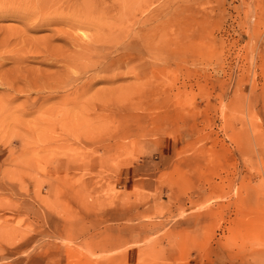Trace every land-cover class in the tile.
Returning a JSON list of instances; mask_svg holds the SVG:
<instances>
[{"label":"rangeland","instance_id":"rangeland-1","mask_svg":"<svg viewBox=\"0 0 264 264\" xmlns=\"http://www.w3.org/2000/svg\"><path fill=\"white\" fill-rule=\"evenodd\" d=\"M42 1L0 0L1 81L64 69ZM105 1L111 77L0 82V264H264V0Z\"/></svg>","mask_w":264,"mask_h":264},{"label":"bare ground","instance_id":"bare-ground-1","mask_svg":"<svg viewBox=\"0 0 264 264\" xmlns=\"http://www.w3.org/2000/svg\"><path fill=\"white\" fill-rule=\"evenodd\" d=\"M40 6H42V8H45L47 10H39V13L38 11L36 12L40 14V16H48L47 18L44 19V20H47L46 22L47 25H52L55 23H59L61 21H63L62 23H64V21H66L67 19L69 18L72 19L71 20L72 23L70 25L68 24L69 27L67 26L68 30L64 28L55 29L52 35V37L54 38L64 39L69 45H72V46L71 47L68 46V48L63 47V46L56 47L52 45L51 39L37 40L35 42L36 46L35 44L33 45V47H35L33 50L34 52L33 54H35V56L33 57L40 58L41 61H44V60L50 61L51 64L62 63L64 64L65 67L63 70L58 71L56 73L55 72L54 73H43L42 71H41L42 73L41 72L30 73L29 71H22L24 70L22 69L18 73H16L15 76L12 78L7 77V76H5L6 78H3V76H1V78H3V81H1L2 79H0V82L1 83L4 82V84H7V87L12 90L6 99L14 100L20 97L21 95H25L29 97L33 90L41 91V90L48 89L50 92V95L43 98V99H46L47 97L49 98L50 96H54L55 94H57L56 93L57 91H60L62 88H64V91L66 94L62 95V98L64 100L65 99L70 100V98L75 100L78 98V96H81L79 95L80 93L84 92V90L88 88V86L92 83L93 79L95 80V78L97 79V77L99 76L100 77L106 76L107 78L111 77V71L108 70L111 68V64L108 65L107 62H105L104 65L98 66V63H101L102 61L101 60L97 61V60L92 59L93 54L101 55L102 54L101 52H103V50L108 51V48L105 45H103L105 38L104 40H102V36L98 35V36L92 37L86 31H81L82 29H85V27H88V24L90 23V25L91 24L96 25L97 26L96 28L100 26L101 33H102V30L104 29L106 32H108L109 35H111V28L108 30V27L106 26L107 25L106 18L108 17L111 18V4L107 3V1L105 0H47L46 2L42 3V5ZM83 13L85 14V17L83 16ZM29 14H31V12H29ZM49 15H52V16L49 17ZM68 22L69 21H67L66 24ZM86 22L88 24L87 26H84L86 25L85 24ZM41 25H43L42 22H34L30 24V27H39ZM72 25L77 27L78 31H76L75 29L74 31L73 30L71 31L70 26ZM73 26H72V29H73ZM101 33L99 32V34ZM107 35L105 34V37ZM109 39L111 38H108L106 40H109ZM101 42H103L102 47L99 46L101 45ZM106 42L108 41H105V43ZM110 42L111 41H109V43ZM20 54L18 55V59L20 60L16 59V61L22 62L21 60L29 56V55H26V53L21 54V55ZM88 55L90 56L88 57ZM108 55L105 57L107 58V61H108ZM45 62L46 61H44V63ZM71 65L78 68V69L74 68L72 71V73L75 72L77 75L71 74V70L70 68H68ZM85 69L87 70L92 69V72L94 73L90 75V77L87 79L85 84L80 85V87H76L75 92L77 94L74 97H70V94L68 93L69 86L73 87L75 85L73 84L75 81L78 84V80L82 79V75L80 74V72ZM19 82L23 83L22 86L19 84ZM106 98L108 97H105V99Z\"/></svg>","mask_w":264,"mask_h":264}]
</instances>
